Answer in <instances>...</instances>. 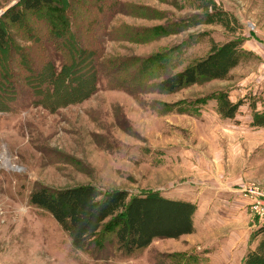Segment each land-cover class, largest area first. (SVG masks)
<instances>
[{
    "label": "rangeland",
    "instance_id": "obj_1",
    "mask_svg": "<svg viewBox=\"0 0 264 264\" xmlns=\"http://www.w3.org/2000/svg\"><path fill=\"white\" fill-rule=\"evenodd\" d=\"M19 1L0 0V24L40 64L33 44L23 40V26L4 17ZM119 2L134 11L113 15L102 38L105 58L164 53L169 65L152 73L153 65L145 84L127 91L100 89L49 111L20 103L0 110V264H264V127L251 125L264 113V0ZM46 12L27 20L45 24L55 14ZM122 27L139 32L137 42L108 37ZM228 44L245 54L225 79L172 93L157 87ZM9 60L6 49L0 74L4 62L12 69L19 64ZM78 88L72 95L82 92ZM220 93L241 102L233 119L218 112ZM83 185L192 200L194 232L128 255L105 226L87 251H76L51 215L29 204V194Z\"/></svg>",
    "mask_w": 264,
    "mask_h": 264
},
{
    "label": "trees",
    "instance_id": "obj_2",
    "mask_svg": "<svg viewBox=\"0 0 264 264\" xmlns=\"http://www.w3.org/2000/svg\"><path fill=\"white\" fill-rule=\"evenodd\" d=\"M50 9L55 14L48 16L45 24L35 26L27 20L43 19ZM123 11L133 12L134 7L122 5L119 0H20L9 8L5 19L9 25L23 26V40L33 44L40 64L29 59V51L11 42L5 25L0 24V53L9 49L12 55L9 62L19 60L13 69L4 62L6 69L0 74V110H6L5 105L15 107L20 103V107L33 104L49 111L85 101L100 89L127 91L128 87L143 86L147 79L144 75L150 74L153 65L157 67L152 73L164 72L170 61L164 53L145 60L105 58L102 38L113 15ZM119 29L108 37L132 41L140 36L130 28ZM168 29L171 27H166L165 32ZM155 32H151L153 36ZM230 45L168 76L157 87L172 93L203 80L225 79L241 62L240 55L245 54L242 50L240 55L229 51ZM134 75L139 77L138 82H133ZM76 85L82 92L72 95ZM64 91L70 92V97ZM216 99L218 112L233 119L241 102H230L225 93L217 94ZM251 125L264 127V113L255 115ZM29 204L50 214L76 251H87L105 226L113 230L118 249L128 255L146 249L155 240L177 239L194 232L196 205L158 194L100 192L91 185L60 190L40 188L29 194Z\"/></svg>",
    "mask_w": 264,
    "mask_h": 264
},
{
    "label": "crops",
    "instance_id": "obj_3",
    "mask_svg": "<svg viewBox=\"0 0 264 264\" xmlns=\"http://www.w3.org/2000/svg\"><path fill=\"white\" fill-rule=\"evenodd\" d=\"M256 41V40H255ZM247 44H250V46H251V49H252V47L254 46V44L252 43V40H246V42H245V45L247 46ZM245 47V46H244ZM256 49H257V47H255ZM245 49H246V47H245ZM254 51H255V49H253ZM168 199H172V200H183V201H187V202H191V203H194V201L192 202V200H189V199H181V198H172V197H167ZM197 212H198V210L196 211V213H195V217L197 216ZM184 236H186V235H184Z\"/></svg>",
    "mask_w": 264,
    "mask_h": 264
},
{
    "label": "bare ground",
    "instance_id": "obj_4",
    "mask_svg": "<svg viewBox=\"0 0 264 264\" xmlns=\"http://www.w3.org/2000/svg\"><path fill=\"white\" fill-rule=\"evenodd\" d=\"M5 159V158H4ZM6 162H8L7 160H5ZM6 165H7V163H6ZM9 166V165H8Z\"/></svg>",
    "mask_w": 264,
    "mask_h": 264
}]
</instances>
